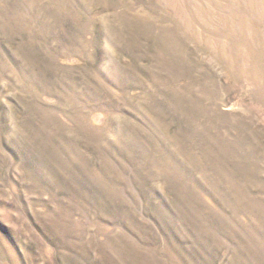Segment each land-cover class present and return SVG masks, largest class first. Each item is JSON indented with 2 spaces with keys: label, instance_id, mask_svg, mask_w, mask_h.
Here are the masks:
<instances>
[{
  "label": "rangeland",
  "instance_id": "374dc122",
  "mask_svg": "<svg viewBox=\"0 0 264 264\" xmlns=\"http://www.w3.org/2000/svg\"><path fill=\"white\" fill-rule=\"evenodd\" d=\"M0 264H264V0H0Z\"/></svg>",
  "mask_w": 264,
  "mask_h": 264
}]
</instances>
